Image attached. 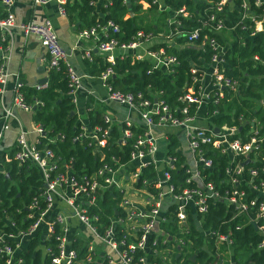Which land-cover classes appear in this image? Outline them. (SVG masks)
I'll return each instance as SVG.
<instances>
[{
	"label": "built area",
	"instance_id": "2783aa9c",
	"mask_svg": "<svg viewBox=\"0 0 264 264\" xmlns=\"http://www.w3.org/2000/svg\"><path fill=\"white\" fill-rule=\"evenodd\" d=\"M15 0H0V37L5 43L13 27H17L23 36L35 35L44 52L47 71L57 69L60 64L66 68L70 102H76L74 92L80 88V76L66 60L67 53L61 46L58 37L48 20L38 22L25 21L16 24L11 8ZM35 5H46L51 0H31ZM57 13L65 16L66 0H55ZM142 3L147 0H140ZM226 1L221 0L216 10ZM157 3V0H151ZM237 9L241 18L250 17L248 0H237ZM94 1L90 2L94 5ZM253 5L261 7L258 18L251 17L253 33L264 30V0H254ZM159 8V5H158ZM165 23L172 25L167 31L151 32L137 31L135 38L128 43L118 44L109 37V33L118 31V26L112 21L95 23L78 31V39L93 41V47L82 51L81 58L92 61V51L104 58L107 67L98 74V79L104 86L106 95L96 98L97 103H115L135 112L139 123L125 117L115 123L109 114L100 115L101 123L89 125L86 121L76 119V132L72 141L87 147L98 155L99 164L88 173L80 172L72 166L73 157H61L56 154L48 143L54 142V136L45 134L39 123L33 124L29 130L34 134L30 141L26 132L18 124V131L12 144L13 157L17 162L28 161L34 165L40 175V186L27 205L26 218L29 223L11 232H0V255L3 264H22L18 254L22 242L42 227V236L52 238L54 245H43V252L49 255L51 264H76L82 259L77 258L73 244H81L86 250V262L90 264H155L147 263L145 253H163L155 248L158 241L166 243L173 238L176 243L182 239L176 236L185 228L188 214L202 215L208 203L221 200L230 209L228 219H242L235 228L251 224L260 236L255 248L264 247V123L255 117L246 118L243 113L233 115L226 109H209L207 105H216L225 92L236 91L237 81L226 77L217 64L221 62L222 48L213 38L209 45L216 50L210 56V85L199 87V79L191 78L193 86L182 89L177 98L182 106L169 107L162 99L156 97L151 101L142 92L121 91L111 87L106 81L113 76L111 67L116 58L123 59L131 55L135 60H151L154 68H169L176 64L172 55H165L163 49L153 51L146 46L153 38H163L166 42L173 41L177 35L185 36L187 44H192L198 37V29L184 32L178 29L177 15L187 17L183 7L169 14ZM208 21L215 22L214 14L208 16ZM221 21H216L213 33H221ZM138 50H140L138 52ZM256 63L264 66V59L253 57ZM198 67H192L194 74ZM202 73V71H201ZM8 78L0 64V97L4 93ZM19 82L12 89V106L25 112H31L32 107L39 105L26 103L21 93ZM46 82L37 84L34 89H41ZM160 93V92H159ZM264 104V94L260 105ZM192 108V111H191ZM264 109V108H263ZM228 114L230 124H216L213 119L219 115ZM17 121L10 109L3 110L2 129L8 128V120ZM200 120H207L208 125H199ZM117 125V135L112 142L118 145V155H105L103 147L108 144L110 128ZM216 128V130H215ZM156 130L160 134L155 133ZM46 140L39 145V136ZM62 138L63 134H57ZM1 137V134H0ZM171 138L177 140L171 144ZM161 142V145L158 144ZM128 145L127 156H123V146ZM175 152L177 154H175ZM216 152L225 155L223 165L214 162L212 155ZM180 154L181 156H178ZM181 157V158H179ZM181 170L180 178L172 177L174 170ZM221 170L223 177L217 187L209 177L214 171ZM110 193L114 199L110 213H104L98 203V197ZM164 197L167 203L164 205ZM43 207H40V203ZM77 221L86 231L82 237L70 233V219ZM173 222L177 231L169 234L161 229L160 222ZM201 218L196 220L199 224ZM9 224L13 226V222ZM213 239L215 248H231L232 238L229 230L218 232L211 228L202 230ZM159 237V239H158ZM6 239L13 240L9 244ZM167 244V243H166ZM163 248H172L170 246ZM135 250L142 251L135 257ZM218 255V254H217ZM213 264H234L231 257L219 258Z\"/></svg>",
	"mask_w": 264,
	"mask_h": 264
},
{
	"label": "trees",
	"instance_id": "16d2710c",
	"mask_svg": "<svg viewBox=\"0 0 264 264\" xmlns=\"http://www.w3.org/2000/svg\"><path fill=\"white\" fill-rule=\"evenodd\" d=\"M92 1L96 0H66L63 5L69 21L78 31L95 23L103 24L110 20L118 26V31L110 32L109 37L115 39L118 44L130 42L139 30L145 33L151 32L153 35L160 32L159 24L144 21L146 18L140 14L158 11L157 3H152L151 0L146 1L148 5L146 10L137 4V0H101L97 11L95 6L90 4ZM219 1L221 0H163L171 13L181 7L184 8L187 17L181 15L175 17L180 23L178 29L184 32L198 29L197 39L192 44H187L185 36L177 35L171 42L152 43L149 46L153 51L161 48L165 55H172L175 58L176 64L169 67L170 72L162 68H154L151 60H135L127 54L123 59L116 58L111 67L113 76L106 82L121 91H140L151 101L157 94L156 98L162 99L169 107L182 106L183 103L177 100L182 89L193 86L191 80L193 76L197 79L201 76L200 70L191 74L190 69L207 65L210 56L216 52L208 43V40L213 38L222 48L221 62L217 66L224 76L237 81L238 88L234 92H225L216 105L212 103L207 105L208 110L226 109L233 115L243 113L246 118L255 117L264 123V104L258 105L264 94V66L253 60L254 56L260 60L264 59V34L262 32L252 34L254 24L251 19V17H259L261 7L253 5L254 0H248L251 16L241 18L237 9V0L226 1L220 5L218 11L216 7ZM157 13L165 21L170 16V13L167 14L165 11ZM210 14H214L215 22L221 21L223 26L221 33H213L215 22L208 21ZM76 23L78 25H75ZM165 26L172 27L166 23ZM3 43L0 40L1 46ZM84 61L93 76H98L107 67L104 58L93 51L92 61ZM19 90L26 103L31 105L33 101L40 103L32 107L31 121L33 124L39 123L45 134L54 136V142L48 143L47 146L63 158L72 156L74 169L85 173L93 170L100 162L98 155L76 141H72L71 138L77 126L73 104L67 96L69 85L65 66L60 64L57 69L48 71L46 85L43 88L34 89L21 85ZM86 118L89 125L101 123L97 111L89 110ZM213 120L216 124L222 122L230 124L228 114H221ZM58 132L63 134L62 138L57 136ZM116 135L117 130L113 125L110 128L108 144L103 147L105 155L111 153L118 155V145L112 142ZM45 140V136L40 135L39 145ZM176 141L171 138V144ZM128 149V145L123 146V156H119L120 160L126 158ZM4 155L1 156L3 170H0V232H11L25 227L31 220L25 217L27 205L32 196L37 193L41 180L36 167L27 160L17 162L12 150L6 156ZM178 156L181 155L178 154ZM260 156L264 157V151ZM212 158L215 163L223 165L226 156L214 152ZM181 175L180 169L172 172V177L180 178ZM223 175L221 170H217L209 177L217 187H221L222 183L218 180ZM113 201L110 193L98 197L99 206L104 213L111 212L109 204ZM39 203L40 207H43L42 203ZM228 215H230V209L224 201H210L202 215H187L185 228L176 234L182 239L181 243H176L173 238L166 239L167 244L158 241L155 249L163 253H145V260L147 263L155 264H213L217 262L225 248L222 245L215 248L213 239L202 232L209 227L224 233L229 230L232 238L229 254L234 264H264V247L255 248L260 236L254 231L253 226L244 224L241 228H235L234 226L242 219L238 217L228 219ZM199 218L201 222L197 228L196 220ZM10 221L13 222V226L9 224ZM159 226L171 235L177 231L176 225L170 221L160 222ZM6 240L9 244H13V240ZM170 243L174 244L172 248H163L165 244L170 246ZM43 245L53 246L54 241L52 238H43L42 227H39L20 246L18 254L22 257V264H51L49 255L43 252ZM73 245L77 258L82 259L76 264H90L86 262L85 248L81 244ZM141 253L142 251L135 250L134 255L136 257ZM3 261V256L0 255V264H3Z\"/></svg>",
	"mask_w": 264,
	"mask_h": 264
},
{
	"label": "crops",
	"instance_id": "0c3cea01",
	"mask_svg": "<svg viewBox=\"0 0 264 264\" xmlns=\"http://www.w3.org/2000/svg\"><path fill=\"white\" fill-rule=\"evenodd\" d=\"M157 1L159 5L158 11H167L168 14L171 13L168 6L164 5L163 0ZM136 2L142 6L140 0ZM99 4H101V0H96L94 3L96 11L98 10L97 6ZM11 12L16 24L25 21L38 22L41 20H48L52 24L61 46L67 53V62L76 74L80 76V88L74 92L76 102L73 104V111L77 120L88 123L86 117L87 112L90 110L99 112V115L109 114L113 117L115 123H118V126L120 125L119 121L125 117L136 124L139 123L135 112L126 107L111 102L104 104L97 103L95 97L103 98L106 95V91L98 77L90 74L88 65L81 58L83 50L93 47V41L89 39H78V30L69 21L67 15H58L57 2L55 0H51L46 5H35L31 0H15ZM145 13L141 12L140 14L144 15ZM75 25H78V23ZM0 64L8 74L4 93L0 97V170L2 171L3 166L1 163L3 160L1 156L3 154L6 156L12 150V144L18 131L17 123L27 131L26 137L28 140L31 141L34 138V134L29 132L30 126L33 125L31 112H25L12 106V89L16 82L33 88L38 84L37 82L40 79L45 78L47 80L48 71L45 67L44 52L38 37L35 35L23 36L17 27L11 29L10 36L6 38L2 46L0 45ZM199 87H211L210 76L205 77L201 74ZM7 108L11 110L17 121L9 119L8 128L2 129L3 110ZM199 125H208L207 120H200ZM155 133L160 134V131L156 130ZM158 144L161 145V142L158 141ZM163 203L166 205L167 197H164ZM69 221L71 234L79 237L86 234L85 229L77 221L72 218ZM196 227L199 228V224L196 223ZM227 256L230 257V254L228 253Z\"/></svg>",
	"mask_w": 264,
	"mask_h": 264
},
{
	"label": "rangeland",
	"instance_id": "374dc122",
	"mask_svg": "<svg viewBox=\"0 0 264 264\" xmlns=\"http://www.w3.org/2000/svg\"><path fill=\"white\" fill-rule=\"evenodd\" d=\"M142 6H143V9H147V7H148V5L145 3V2H143L142 3ZM168 10V9H167ZM157 12H159V11H157ZM156 11H151V13H148V14H144V17L146 18V21H148L149 23H151V22H154V23H157V24H159V26L161 27V29L159 30L160 32H166L167 31V28H166V26H165V20L162 18V17H160L159 16V13H157ZM165 12H167V11H165ZM167 14H168V12H167ZM162 25H164V26H162ZM162 43V42H165V40L163 39V38H158V37H156V38H153V39H151L148 43H146L145 45L146 46H150L152 43ZM140 50H138V52H139ZM199 69H201V71H202V75L203 76H205V77H208L209 76V73H210V69H209V66H207V65H202L201 67H199ZM30 128H31V126H30ZM224 251V252H223ZM222 252H223V254H222V257L224 258V259H228V256H227V254L229 253V248H225V250H223Z\"/></svg>",
	"mask_w": 264,
	"mask_h": 264
},
{
	"label": "water",
	"instance_id": "95a60500",
	"mask_svg": "<svg viewBox=\"0 0 264 264\" xmlns=\"http://www.w3.org/2000/svg\"><path fill=\"white\" fill-rule=\"evenodd\" d=\"M263 34H264V30H263V32H262ZM44 82H46V79L45 78H42V79H40L37 83L38 84H42V83H44ZM215 130H216V128H215ZM7 175V174H6ZM193 257V255L191 256V258Z\"/></svg>",
	"mask_w": 264,
	"mask_h": 264
}]
</instances>
